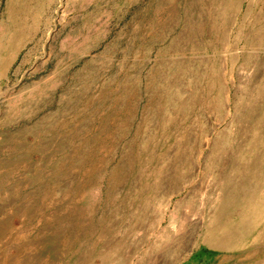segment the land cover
I'll use <instances>...</instances> for the list:
<instances>
[{
    "label": "rangeland",
    "instance_id": "1",
    "mask_svg": "<svg viewBox=\"0 0 264 264\" xmlns=\"http://www.w3.org/2000/svg\"><path fill=\"white\" fill-rule=\"evenodd\" d=\"M0 199V264H264V0H0Z\"/></svg>",
    "mask_w": 264,
    "mask_h": 264
},
{
    "label": "crops",
    "instance_id": "2",
    "mask_svg": "<svg viewBox=\"0 0 264 264\" xmlns=\"http://www.w3.org/2000/svg\"><path fill=\"white\" fill-rule=\"evenodd\" d=\"M31 193V192H30ZM28 194V196L27 197H25V198H28L27 199V206H25L23 209L21 208V209H16L17 207H15V209H13L12 207H11V205L10 204H12V202H11V200H10V196H8V199H7V202H6V206H9L11 209H13V211H15V210H19L21 213H23V216L24 217H27V218H31L32 217V215L33 214H36L37 212H41V210H40V208H41V205H44V199H43V201L42 202H40V200H39V198L37 197V196H39V193H40V191H38V194H36V193H31V194ZM42 193V192H41ZM41 195V194H40ZM26 196V195H25ZM4 200L5 199H0V204L1 205H4ZM46 204V203H45ZM6 206H4L3 207V210H5V208H6ZM1 207V206H0ZM20 208V207H19ZM44 209V208H43ZM77 209H78V207L76 208V209H74V211L75 212H77ZM71 210V212H72V209H70ZM23 217V218H24ZM12 218V217H11ZM27 218H24L25 219V222H27V221H29V219H27ZM56 219H54V220H52L51 222H50V224H55L56 223V221H55ZM0 224H12V222L11 221H8V220H6V221H0ZM66 224V222H63V224H61V226H64ZM37 241H39V240H32V242L30 243L31 245H34V244H36L37 243ZM45 241H46V238H43L42 239V241L38 244V251H44L45 252ZM42 246V247H41ZM78 259H76V261H77ZM75 264H77V263H75Z\"/></svg>",
    "mask_w": 264,
    "mask_h": 264
},
{
    "label": "bare ground",
    "instance_id": "3",
    "mask_svg": "<svg viewBox=\"0 0 264 264\" xmlns=\"http://www.w3.org/2000/svg\"><path fill=\"white\" fill-rule=\"evenodd\" d=\"M63 4V3H62ZM255 198V197H254ZM251 201V200H250ZM243 202V201H242ZM245 203V202H244ZM227 207H229V206H227ZM258 208V207H257ZM237 209V208H236ZM259 210H261L260 208H259ZM251 213V212H250ZM198 218H202V217H198ZM197 221V220H196ZM209 222V221H208ZM207 222V223H208ZM226 222H228V221H226ZM202 225V224H201ZM221 225V224H220ZM170 226V225H169ZM210 226V225H209ZM183 227H185L183 224H181V228H183ZM216 227V226H215ZM217 229V228H216ZM184 231V230H183ZM197 232V231H196ZM212 233V232H211ZM209 234V233H208ZM184 243V242H183ZM164 246V245H163ZM219 246V245H218ZM115 248V247H114ZM116 249V248H115ZM47 251V250H46Z\"/></svg>",
    "mask_w": 264,
    "mask_h": 264
}]
</instances>
